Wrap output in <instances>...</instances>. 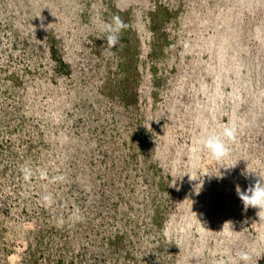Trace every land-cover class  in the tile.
Masks as SVG:
<instances>
[{"label": "rangeland", "instance_id": "rangeland-1", "mask_svg": "<svg viewBox=\"0 0 264 264\" xmlns=\"http://www.w3.org/2000/svg\"><path fill=\"white\" fill-rule=\"evenodd\" d=\"M114 16L127 27L109 55L103 25ZM53 38L69 79L51 76ZM159 70L171 75L161 87ZM53 118L83 140L60 150ZM228 122L237 139L218 162L197 140ZM106 138L120 158L100 165ZM1 141L0 264H243L241 251L256 264L264 222L236 186L264 177V0H0ZM123 159L139 194L161 163L171 201L124 194L99 211L104 168Z\"/></svg>", "mask_w": 264, "mask_h": 264}, {"label": "trees", "instance_id": "trees-1", "mask_svg": "<svg viewBox=\"0 0 264 264\" xmlns=\"http://www.w3.org/2000/svg\"><path fill=\"white\" fill-rule=\"evenodd\" d=\"M58 39L53 38L51 40H49V42H46V46H47V56H48V63L51 64L50 65V71L51 72V76L56 77V78H61V77H65L67 79L70 78V76H72L73 74V63L68 61L66 59V57L64 56L61 48H60V44L59 41H57ZM167 49L170 50L171 48V44H166L165 46ZM52 66V68H51ZM171 75L168 74L166 71L164 70H159L157 72V75L154 79L157 80V84L158 86H162L165 85L169 82ZM165 96V94H168L167 91L164 92H160V94H162ZM48 126H52L53 130L55 132L56 135L59 136V149L63 150L68 149L67 147V143L72 139H76V140H83L82 135L77 134L76 137L71 134H64L65 132L62 131L60 132L58 129H56L57 126L56 122H55V118H53L51 121H48L47 124ZM50 128V127H49ZM35 132V129H34ZM198 132V131H196ZM41 137H44L43 135L39 134ZM113 137V136H112ZM100 138H98L97 140H99ZM91 141H85V144H91ZM99 144V143H98ZM115 144L116 145V139L113 140L112 138H106V141L103 140V143H101L100 145L102 146L101 151H99V153H101V156L103 157L101 164H104V161L106 159H108L111 162L112 157H117L120 158L118 156L117 153H115L114 151L110 153V148L111 146ZM5 145V142L3 143L2 141L0 142V148L3 147ZM162 142L159 141V144H157L155 146L156 147H160L161 148ZM85 146V145H84ZM110 147V148H109ZM109 148V150L107 149ZM116 154V155H113ZM48 156V154H47ZM0 157H2V155H0ZM16 157H14L15 159ZM125 158V157H124ZM128 161L126 159H123L120 163L118 162V164L114 165V168L112 170V164L109 166H106L105 171V177H106V181L101 185V193L100 196H98V206H99V211H101L103 205L106 203L107 206L113 208L116 206V201H118L120 198H122L123 196L126 195V198H129V196L131 197V200L134 199H139V197L142 198V201L146 202L149 201L150 204L152 205L151 207H155L157 206L158 201H156V194L157 193H161V197L165 201H168L170 199L173 198L174 196V191L170 189L169 187V181L171 180L170 178V174H167L163 169H162V165L161 163L159 165H150V167L146 168V172L147 175L145 174V176L149 177L150 180L148 178H146L144 175L142 176V179L144 181V186L141 190V192L143 191L142 194H139L138 189L135 191L134 188L131 186L130 180L129 178L130 175H128V173L130 172L129 169H127L128 166ZM132 171L137 170L136 167L132 166L130 168ZM142 174V173H141ZM73 185H75V183H73ZM76 187V185H75ZM74 188V186H71L70 189ZM95 190H97V187L94 188ZM125 194V195H124ZM80 195V194H79ZM76 196L75 199H73L76 204L79 202V200L81 199V196ZM68 197H72V194ZM161 204L158 203V206H160ZM79 206V205H78ZM168 208V205H165ZM146 207V206H145ZM73 211V208L70 207ZM92 212V211H91ZM155 222H157L158 218L155 219L153 218ZM153 219L151 220L153 222ZM106 244V243H105ZM256 264H264V253L257 259Z\"/></svg>", "mask_w": 264, "mask_h": 264}, {"label": "clouds", "instance_id": "clouds-1", "mask_svg": "<svg viewBox=\"0 0 264 264\" xmlns=\"http://www.w3.org/2000/svg\"><path fill=\"white\" fill-rule=\"evenodd\" d=\"M127 25L119 16H114L111 23L103 25V31L107 33L106 40L108 48L106 52L111 55L112 49L116 48L121 40V32ZM237 127L234 123L228 122L220 126L218 131H213L207 134L205 137L197 140V143L202 146L203 150L210 155V157L216 161H223L230 156L231 145L235 143L237 139ZM21 173L25 182L31 181L36 175V172L29 166L25 165L21 167ZM41 177L47 178V174L44 171L39 173ZM257 175V174H256ZM258 176V179L253 185H250L246 191H242L240 186H236V192L239 199L242 201L244 209L249 207L258 209L257 216L260 222H264V177ZM62 176H56L52 178V182L62 181ZM42 202L46 207H51L54 203L53 194L48 192L42 195ZM73 217L76 220H82L83 217L79 214V209H76L73 213ZM62 223V222H61ZM240 261L243 264H251L252 257L246 251L238 253Z\"/></svg>", "mask_w": 264, "mask_h": 264}]
</instances>
